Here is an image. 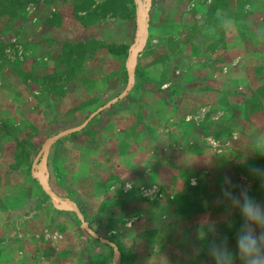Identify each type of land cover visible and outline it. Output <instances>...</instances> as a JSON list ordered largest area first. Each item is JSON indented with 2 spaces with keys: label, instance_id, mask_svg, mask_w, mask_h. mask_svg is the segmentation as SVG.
Here are the masks:
<instances>
[{
  "label": "rangeland",
  "instance_id": "rangeland-1",
  "mask_svg": "<svg viewBox=\"0 0 264 264\" xmlns=\"http://www.w3.org/2000/svg\"><path fill=\"white\" fill-rule=\"evenodd\" d=\"M258 2L33 0L21 19L8 23L5 16H0L1 46L7 57V66L0 71V264H112V247L91 233L114 244L115 264H166L165 255L172 260L173 247H177L172 242L181 234L203 235V227L186 217L197 216L202 207L226 209L223 223L233 231L239 218L246 222L239 216L241 207L234 199L243 202L246 194L256 202L264 197V175L250 179L244 192L221 182L239 179L252 166L264 170V118L260 115L264 65L244 69L246 86L217 90L214 104H206V108L197 106L194 110L190 106L194 95L187 92V87L193 86L195 76L206 68L209 50L220 46L223 25L236 19L242 24L238 30L250 31L263 19L264 0ZM66 19L70 25L75 21L84 28L90 26L85 29L92 37L83 38L87 33L76 30V37L83 38L80 41H49V28ZM138 19L144 31L139 47ZM211 38L214 40L208 44ZM133 51L131 86L110 107L128 113L135 108L133 124L141 122L143 128L152 131L155 125L172 124L163 119L177 109L173 101L181 103L178 136L162 142L164 146L173 143L179 156L173 159L161 151L171 167L178 166L179 178L175 179V174L169 177V169H162L149 174L155 177L153 182L124 187L122 182L112 185L117 175L111 163L99 164L93 151L94 123L97 117L100 121L113 117L114 108H103L74 132L58 138L56 135L77 127L122 91L128 56ZM177 69L179 74L172 77L170 72ZM172 82H179L184 92L169 91ZM162 84L166 90L157 93L155 89ZM188 115L191 120L186 119ZM194 116L201 129L192 134L193 123L188 121ZM251 119L257 126L253 123L256 128L249 135L241 124ZM233 133L244 135L235 140L231 139ZM189 141L196 143L192 152L204 151L205 155L188 154ZM127 144L129 151L134 143ZM118 145L123 148L120 141ZM138 157L143 161L142 151L130 163ZM38 177H44L53 195L79 210L91 233L73 211L64 209L44 191ZM121 178L129 180L130 173ZM169 180H174L173 189L166 186ZM140 199L149 202L146 209L150 215L146 221H130L125 210L138 208ZM175 212L185 219L175 218ZM166 214V218L161 217ZM245 227L253 229L251 224ZM253 230L260 235L258 229ZM229 235L221 243L227 238L234 263L236 237ZM165 239L172 240L169 246L162 243ZM202 253V249L197 251L190 263L200 259L197 256ZM209 256L214 263L211 252Z\"/></svg>",
  "mask_w": 264,
  "mask_h": 264
},
{
  "label": "crops",
  "instance_id": "crops-1",
  "mask_svg": "<svg viewBox=\"0 0 264 264\" xmlns=\"http://www.w3.org/2000/svg\"><path fill=\"white\" fill-rule=\"evenodd\" d=\"M260 2L261 1H259L258 3L260 4ZM246 26L249 27L248 25ZM89 27L90 26H86L85 28L88 29ZM241 27L242 24H240L239 21L236 19L231 20L227 25H223V39L222 41H220L221 42L220 46L211 48L209 50V53L206 55L205 62H208L209 67H207L208 66L207 64L206 68L203 69L201 73H198L195 76V81L193 83V86L187 87L189 88L187 89V92L190 95L192 93H193L192 95H194L193 96L194 100L192 102L193 105L192 103L190 105L193 106L194 110L197 108V106L201 108H206V104L212 106L215 102L214 92H216L217 90L218 91L229 90V88H234L238 90L243 85L246 86L248 76L245 74L244 69L249 67H254V66L259 67L264 65V15L261 21L258 20L257 23L252 25L250 31L243 30L242 32L241 30H238L239 28L241 29ZM85 28L75 21H73V23H71L70 25L67 19L66 21L61 20L60 24L49 28L47 33V38L51 42H55V41L72 42V41H80L83 38H89V37L91 38L92 34L89 35ZM76 30L79 32L83 30L84 32L87 33V35L84 36L83 38H79V37L77 38ZM213 40L214 39L211 38L208 44H211ZM193 59H195L194 55H193ZM214 66L217 67L214 68ZM231 68L233 70H229ZM170 74L173 77V74L178 75L179 71L178 69L172 70ZM177 78H179V76ZM169 84L170 83H166L167 86ZM254 84L255 82H252V85ZM166 85L162 84L157 86L158 89H155V91L157 93H163L166 90L164 88L167 87ZM183 89H184L183 86H181L179 82H172L169 91H172L174 93L175 92L177 93L178 91L184 92ZM210 92L212 93L211 95L208 94ZM173 102H174V106L177 109H172L171 117H167L166 119H163L164 122L167 120V124L168 123H172V124H168L166 127L163 126L157 127V125H155V129L152 131L151 130L148 131L149 129H147L146 126L145 128H143L141 122L139 123V125H137L136 123L133 124V122H136L135 117L132 115V112H134L135 108L130 109L131 111L128 113L125 111V109H119V108L115 109V107H110L113 106L112 103L109 105V108H114L112 109L113 117H110L108 120L106 119L104 121H100L99 117H97L98 121L97 122L95 121L94 123L95 124L94 129L96 130V140L95 138H93V141H95L93 145V151L97 154L96 161H98L99 164L105 165L107 164V161L111 163L112 169L117 175L116 179L114 180L115 183L112 185L118 183L119 186L120 183L122 182V186L124 185V187L126 186L130 187L132 186V184L135 185H138L139 183L142 184V181L153 182L155 177H153L152 174L149 177V174L150 173L155 174L158 170L162 171V169L163 170L169 169V171H167L169 177L170 176L174 177L175 174V179L179 178V176L177 175L178 166L175 165V168L171 167L169 165L168 160L163 156L167 154L170 155L173 159H174L173 156H176L177 159L179 155L174 151L173 143H171V145H165V146L162 144L163 141L170 142L173 141L178 136L179 129L176 128L177 126L176 124L178 123L179 125V120L177 119L179 117H177V115L179 114L178 111L181 106V103L178 100H176V102L175 101ZM149 103L150 102H148L147 105ZM237 106L239 105L237 104ZM260 115H262V117L264 118V103ZM190 118H191L190 115L186 117V119L188 120H191ZM254 118L255 117H253V119ZM256 118H258V116H256ZM253 119L247 121L246 125L241 124V127L242 126L244 127V131L246 132V134L247 133L249 135L253 134V130L256 128L253 125V123L256 124L257 126V123L253 122ZM198 121L199 120L196 119V116L193 117V121H188L193 123V126L191 128L192 131H189L190 133L195 134L196 130L201 129ZM142 122L145 123L143 120ZM159 122L161 123V121H158L157 119L156 123ZM236 123H239V121H237ZM129 133L132 134L130 135ZM243 135L244 134L242 133H233L231 139L236 140L242 138ZM119 141L123 143V148L121 149H119V145H118ZM127 142L134 144L138 143V144L136 145V147L134 146V144H132V148L129 151H127L126 150L128 145ZM195 146L196 143L194 141L188 142L186 146L188 149V154L191 155L195 154V156L201 154L202 156L205 155L204 151L198 154H196V152H192L191 149H193V147ZM83 148L86 149L87 147L84 145ZM193 150L195 151V149ZM140 151H142L143 156H145L143 161L140 159V157H138L130 163L131 161L130 159H133L134 156L138 155ZM161 151L163 155L161 154ZM217 151L220 150L218 149ZM158 153L160 156H157ZM121 162L123 163V166ZM204 163H205L204 167L208 166L206 165L207 161H205ZM159 166L160 169H158ZM258 168L261 169V167ZM128 173H130V178H128L129 180H122L121 176L123 175L125 176ZM152 177L153 179H151ZM256 178H257V174H254L252 171H247L242 173L241 176L239 175V179L238 177L236 179L227 180V181L225 179H222L221 185L224 186V183H227V186L229 188L231 189L235 188V190H237L238 192L239 191L244 192L245 186H247L248 181L250 179L255 180ZM173 181L174 180L172 181L169 180L166 186L171 187L173 189V184H174ZM99 195L101 198L102 194ZM225 202L229 204L230 207L232 208L233 204L232 202L229 201L228 197H225ZM138 203L140 204L138 208L136 209L134 208L133 210V208L129 207L125 210L128 213L126 217L127 219L130 218V221L133 220L146 221L147 216L150 215L148 210L146 209V206L149 204V202L145 199L144 200L140 199ZM252 203L259 208L262 214H264V197ZM226 211H227L226 209L213 210L212 208L209 207H202V209L199 211V214L197 216H186L187 219H191L194 222H196L198 226L203 227V235L201 234V237H199V235H194V234L187 233V236L181 234L182 237L179 238L177 237L179 240H175L176 242H172V240L169 241L165 239L162 242L165 246L166 245L169 246L171 242L177 244V247H173L174 251L172 252V260L168 259L166 257L167 255H165L166 264L168 263L169 264H217V261L213 263L212 260L210 259L209 256L210 245H213L214 243L215 247L218 249L223 247L222 243L225 244V242L221 243V241L224 238V236H228L230 234L229 236L237 238V236L241 232V229H247L245 225H249V224L253 226V229L254 228L258 229L259 234L264 232V228L246 219L242 211L239 212V216H242L246 220V222H244L243 219L239 218V221H236L238 225L236 227L237 229L233 231L231 228L228 227V225L223 223L224 219L226 218V215H224ZM135 213L140 217H138L137 215H133ZM175 213L173 215L178 220L185 219V216L182 215L181 213L180 214L178 213L175 214ZM236 213L238 214V211H236ZM166 216H168V214L163 215L161 217L166 218ZM202 219L205 220L206 223H201ZM165 232H167L166 228H165ZM166 236H168V234ZM166 240L169 243H166ZM201 242H204V244L197 245L198 243ZM200 249L203 250V253L200 254V256L198 255L197 257L198 258L201 257V258L197 259L193 263H190V261L195 259L194 258L195 253ZM163 250L164 249H162V251ZM234 252L237 258V248L235 249ZM174 256L177 257L175 258ZM233 264H243V261L237 258Z\"/></svg>",
  "mask_w": 264,
  "mask_h": 264
},
{
  "label": "clouds",
  "instance_id": "clouds-1",
  "mask_svg": "<svg viewBox=\"0 0 264 264\" xmlns=\"http://www.w3.org/2000/svg\"><path fill=\"white\" fill-rule=\"evenodd\" d=\"M250 170L254 174L264 175V170L256 166H252ZM234 203L240 204L241 211L246 219L264 228V214L247 198L246 194L243 202L234 200ZM201 223H206V221L202 219ZM226 241L227 238H225L224 246L219 249L215 247L214 243L209 246L217 264H233L234 257L227 250ZM236 246L237 258L242 260L243 264H264V232L256 236L254 230L250 227L241 229L240 234L236 238Z\"/></svg>",
  "mask_w": 264,
  "mask_h": 264
},
{
  "label": "water",
  "instance_id": "water-1",
  "mask_svg": "<svg viewBox=\"0 0 264 264\" xmlns=\"http://www.w3.org/2000/svg\"><path fill=\"white\" fill-rule=\"evenodd\" d=\"M144 14H145V11H144ZM142 27H143L142 20L138 19L137 20V30H139L140 33H141V36L137 39L138 40V45H137L138 47L141 46V44L143 43L144 31L141 29ZM135 55H136V51H133L132 54L128 56L127 69H126V83H125V86H124L123 90L118 95H116L115 97L111 98L106 103H104L103 105H101L97 109H95L93 112H91L87 116V118L84 119V121L80 125H78L77 127H74V128H71V129H68V130H65V131H62V132L58 133L56 135V138L61 137V136L66 135V134H69L71 132H74V131L80 129L81 127H83L86 124L88 119H90L95 113L99 112L103 108H105V107L109 106L110 104L114 103L120 97L124 96L127 93V91L129 90V88L131 86L132 80H133V61H134ZM37 179L40 181V185L44 189V191L47 194H49L55 201L59 202L63 206L64 209H68V210L73 211L75 213L77 219L79 220L80 224L82 225V227L86 231L90 232V230L87 227V225L85 224V222H84V220L82 218V215L79 212V210L76 207L70 206V202L69 201L65 202V201H63V199H60V198L56 197L55 195H53V193L50 191V189L45 184L44 177H38ZM91 235L94 238H97L101 242L106 243V244H108V245H110L112 247L113 255H114V259L112 261V264H115V260L117 258V249L114 246V244L109 242V241H107V240H105V239L99 238V237H97L96 235H94L92 233H91Z\"/></svg>",
  "mask_w": 264,
  "mask_h": 264
},
{
  "label": "trees",
  "instance_id": "trees-1",
  "mask_svg": "<svg viewBox=\"0 0 264 264\" xmlns=\"http://www.w3.org/2000/svg\"><path fill=\"white\" fill-rule=\"evenodd\" d=\"M32 3L33 0H0V16H5L6 21L12 23L16 19H21L27 6ZM1 44L2 40H0V71L7 62Z\"/></svg>",
  "mask_w": 264,
  "mask_h": 264
}]
</instances>
